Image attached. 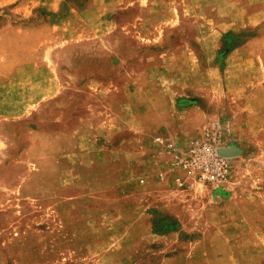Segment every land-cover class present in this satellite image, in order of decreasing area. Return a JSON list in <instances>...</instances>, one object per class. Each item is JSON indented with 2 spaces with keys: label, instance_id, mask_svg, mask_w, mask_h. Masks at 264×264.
Wrapping results in <instances>:
<instances>
[{
  "label": "crops",
  "instance_id": "0c3cea01",
  "mask_svg": "<svg viewBox=\"0 0 264 264\" xmlns=\"http://www.w3.org/2000/svg\"><path fill=\"white\" fill-rule=\"evenodd\" d=\"M57 1L49 0L42 5L46 10L55 11ZM112 1L96 0L93 5L82 7L78 17L72 10V16L64 22L49 20L38 25L9 23L0 28V144L3 145L0 150V186H7V194H23L28 186L50 184L52 187L39 190L40 196L49 193L55 207L50 216L64 218L60 219L61 225L52 226L50 230L44 226L32 227L29 238L36 241L37 249L28 255H11L6 249L10 248L9 243H1V264H92L93 257L81 258L82 255L71 250L84 248L83 234L99 232L102 227L87 224L79 231L77 226L82 224L77 223H83V220L79 222L75 218L106 215L104 203L110 192L118 195L114 199L129 211H113L111 215L143 216L152 219L153 224L157 217L165 215V212L160 214L154 210L138 211L134 208L138 206L135 202L138 201L139 187L148 186L152 180L164 189L177 187L174 176H184L182 171L171 170L168 155L150 157L147 153L141 157L138 142L150 144V140L139 134L142 130L132 121L134 110L128 106L137 105V92L142 88L146 91V104L171 106L185 101L187 106L197 104L202 102L205 89L214 94L216 101L223 99L219 102L223 106L220 117L210 115L207 110L198 113L189 109L185 112L191 115L195 111L206 122L198 126L195 133L191 131L194 133L191 137L198 136L208 123L223 121L231 146L252 152L253 158L248 162L254 160L261 169L260 173L264 174V37L252 38L231 50L225 58L224 68L214 67L212 60H209L208 68H203L197 59L201 56L212 59L217 53V40L221 34L242 29L251 23L254 16L245 12L248 0H166L163 8L167 13L162 26L167 25V28L164 29L166 33L161 49L165 52L163 55H167L166 64L146 68H122L120 65L115 68H82L72 58L75 47L79 44L84 46L91 38L99 37L96 31H111L117 27L115 21L106 18L93 21L85 15L100 13L102 9L98 5L102 4L114 9L122 8V0ZM137 1L144 8L151 5L150 0ZM176 6L194 10L200 7L206 23L210 24L204 27L207 31L195 25L193 34L188 35L174 26ZM27 7L20 5L21 11H25L21 13L25 19L28 18ZM178 20L181 24L180 18ZM138 21L135 27L146 25L152 28L159 24L147 18ZM138 34L145 40H154L152 33ZM115 39L116 42L120 37L115 36ZM191 56L195 59L191 60L193 66L189 68L191 65L187 59L190 61ZM156 77L159 81L154 79ZM61 106L64 109L54 111ZM48 112L56 116L55 122L67 121L63 125L65 127L51 131L39 129L38 122H42ZM188 137L182 134L176 142ZM153 139L151 146L155 149ZM106 168L113 170V176H104ZM123 172L128 173V180L123 177ZM108 182L113 185L112 191L105 187ZM126 183H129V198L121 186ZM89 185H96V190L95 187L90 189ZM240 188L250 190L249 180H243ZM239 195L236 192L228 194V199L226 196L227 204L222 211L226 220L225 232H248L251 229L264 233V208L247 210L244 206L245 203L258 202L260 207L264 193ZM161 196L157 195L156 200L162 199ZM240 202L242 210L235 207ZM38 211L35 216L45 215L41 214L42 209ZM20 212L19 209H11L7 215H20ZM198 215L204 217L203 214ZM255 215L262 222L256 224V228L244 224L246 217ZM153 224L145 229L147 238L151 233L174 234L186 229L167 222ZM217 231L221 229L217 227ZM20 243L19 238L15 245ZM93 243L99 244L100 241ZM210 243L212 240L201 237L188 243L178 242L174 247L177 251L156 264H229L225 257V260H218L220 256L215 260L194 257L187 261L184 255L187 253L180 250L187 245L195 250Z\"/></svg>",
  "mask_w": 264,
  "mask_h": 264
},
{
  "label": "rangeland",
  "instance_id": "374dc122",
  "mask_svg": "<svg viewBox=\"0 0 264 264\" xmlns=\"http://www.w3.org/2000/svg\"><path fill=\"white\" fill-rule=\"evenodd\" d=\"M48 1L0 0V28L9 23L38 25L49 20L64 22L68 16H72V10L76 13L74 15L77 16L81 12L82 7H88L96 2V0H58L56 10L49 11L42 5V3ZM150 1L151 5H149V8L142 7L140 5L142 3L140 1L136 2V0H122V8L118 9L102 4L98 5L102 9L100 13L85 15V17L93 18V21L98 18L115 21L117 27L111 31H109L110 29L96 31L100 35L99 37L91 38L84 46L83 44L77 45L75 53L72 56L75 64H79L82 68H115L119 67V65L122 68H146L166 64L167 55H163L165 52L161 51L163 46L162 38H164L166 33L164 29L167 28V25L162 26L164 15L167 13V10L163 8L166 0ZM111 2L113 1L111 0ZM131 2H134V5H130ZM248 3L245 12H250L254 16L251 23L242 29L238 30L237 28L221 34L217 40V53L212 59H209V56L197 58L199 62L201 61L203 68L209 67V60H212L214 67L224 68L225 58L231 50L252 38L264 37V0H248ZM20 5L22 7L24 5L28 6L26 11L28 13L27 19L22 18L21 13L25 11H21ZM200 7L202 8V4ZM200 7L199 10H194L192 8L176 6L174 17L177 21L174 23V26L179 27L182 32L185 31L188 35L193 34L195 25L196 28L198 27L202 31H207L204 27L210 24L206 23V16ZM145 18L159 24L152 28L146 25L143 28L140 26L135 27V23L138 20ZM178 18L182 21L181 24ZM91 31L94 32L93 30ZM140 32L141 35H151L150 33H152L151 36H153L154 40L148 41L140 38V34H138ZM115 36L120 37L119 41L115 42ZM64 58L65 56L63 55L62 59ZM194 59L192 56L190 57V61L187 59L188 64L191 65H188L189 68H192L193 61L191 60ZM159 77L154 79L159 81ZM162 82L165 84L164 78ZM159 86L161 87L162 85ZM145 93L146 91L143 88L139 90L137 92V105L128 106L129 108L132 107L135 112L132 111V121L134 120L138 128H141L142 131L139 134H142L141 137L145 140H150V144L145 141L138 142L141 146V157H144L147 153L150 157L155 154L158 156L166 155L157 149V147L154 149L151 146V141L155 136H162L175 142L182 134L186 137L193 136L199 128L198 126H203L206 123L203 121L202 115H198L197 112L200 113L207 110L210 115H214L215 117L223 115V106L222 103H219L223 99L219 100V102L216 101L213 97L214 94L208 92L207 89L202 91V102L188 104V106L186 101L181 102L180 105L174 104L171 106L146 104L144 103L147 100ZM191 94L193 95L194 93ZM59 108L60 110L64 109L61 106L56 107L54 111ZM189 109L196 110L197 112L194 111L191 115L186 114ZM127 111L128 113L131 112L128 108ZM54 118L56 116L48 112L44 120L38 122L39 129L51 131L65 127L63 125L67 121L64 123L55 122ZM189 132L191 133L189 134ZM2 148L3 145L0 144V150ZM240 151V155L233 160V171L229 184L220 190L214 191L196 183L186 185L185 187L173 186L172 188L167 189L166 187L164 189L162 186L152 183L153 180L148 186L139 187V191L137 192L139 196L138 201L135 202L138 206L134 205V208H138V211L154 210V212H159L160 214L165 212V215L156 218L154 224L152 219L149 220L143 216L131 217L128 214L111 215L113 211L121 212L122 210H127V213L129 211L128 209H124L125 205L119 203L118 199H114L118 195L110 192L107 194L108 199L106 203H104L106 215L75 218L79 222L83 220V223H77L82 224L77 226L79 227V231H81V226L83 227L87 224L90 226L98 224L102 229L99 232L84 233L82 237L85 247L74 248L71 251H74L79 256L82 255L81 258L87 256L93 257L92 260L95 262L93 263L92 261V264H156L163 257L176 252L177 248L174 247L178 245V242L188 243L201 237L212 240V244L210 243L208 246L195 250L189 245L187 247L183 246V249L180 248L181 251L187 253L184 254L187 261L193 260L194 257H200L201 259L212 258L215 260L217 256H220L218 260H225V257L226 260H229V264H264V247L262 246L264 245V233L254 232L250 229L248 232L235 231V233L228 234L224 229L226 227V220L224 219L225 216L222 215V211L225 210V205L227 204L225 199L228 194L233 195L236 192L240 193V195H247L252 192L264 193V174L260 173L261 169H259L257 163H254V160L248 162L253 158V153L243 152L242 148ZM141 166L145 167V164H141ZM127 175L128 173L125 174L123 172V177H127ZM104 176L106 178L113 176V170L106 168ZM245 179H248L251 184V188L248 191L240 188ZM126 184H122L121 186H123L122 190H126L127 198H129V183ZM50 187H52L50 184L28 186L23 190V194L26 195L24 196L21 192L18 194H7V186H0V248L2 246L1 243L6 241L10 246V248L6 249H9L11 255L18 253L28 255L37 249L35 247L37 246L36 241L29 238L32 227L44 226L47 227V230H50L52 226L57 227L61 225L60 219L63 220L64 218L50 216V212L55 207L50 201L49 193L43 194L42 197L40 196L41 191L39 192V190L41 188ZM88 187L90 189H92L91 187H95V190L97 188L96 185H89ZM105 187L107 191L113 190V185L110 182ZM157 195H162L163 198L156 200L155 197ZM19 198L26 199L20 201ZM218 201L221 202L220 205ZM244 206L247 210L248 208L250 210H258L259 208H264V201L261 202L260 207L258 202L252 204L245 203ZM235 207L241 209V202L237 203ZM11 209L21 210L20 215L18 213L17 215H7V211ZM40 209L43 210L40 211L41 214L45 215L35 216L34 214L39 212L38 210ZM4 212L6 215L2 216L1 214ZM23 212L26 215H23ZM198 214H203L204 217H199ZM246 218L244 224H249L248 227L250 228H256V224L262 223L258 221V215ZM156 222L160 224L167 222L170 225L183 226L186 229L181 233L177 232L174 234L156 235L151 233L149 238H147L146 235L148 234H145V229H149L148 226L150 225L151 227L152 224L155 226ZM217 227L221 231H217ZM49 234L47 233L46 236H49ZM19 238L21 239L20 245H15V242H18ZM93 241H100V243H93ZM226 242H228L227 245H225ZM109 260H112V262H109ZM115 261L117 262L114 263Z\"/></svg>",
  "mask_w": 264,
  "mask_h": 264
},
{
  "label": "built area",
  "instance_id": "2783aa9c",
  "mask_svg": "<svg viewBox=\"0 0 264 264\" xmlns=\"http://www.w3.org/2000/svg\"><path fill=\"white\" fill-rule=\"evenodd\" d=\"M223 121H212L203 127L198 136L175 142L156 136L153 143L168 155L171 170L182 171L184 176L175 175L178 187L196 183L214 191L229 184L234 158L223 157L219 151L231 147Z\"/></svg>",
  "mask_w": 264,
  "mask_h": 264
},
{
  "label": "water",
  "instance_id": "95a60500",
  "mask_svg": "<svg viewBox=\"0 0 264 264\" xmlns=\"http://www.w3.org/2000/svg\"><path fill=\"white\" fill-rule=\"evenodd\" d=\"M241 153L240 149L235 147V146H231L229 148H225L219 151V154L223 157H227V158H236L237 156H239Z\"/></svg>",
  "mask_w": 264,
  "mask_h": 264
}]
</instances>
